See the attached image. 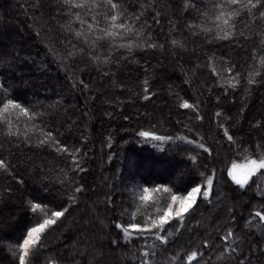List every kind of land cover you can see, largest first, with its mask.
<instances>
[{"label":"trees","instance_id":"obj_1","mask_svg":"<svg viewBox=\"0 0 264 264\" xmlns=\"http://www.w3.org/2000/svg\"><path fill=\"white\" fill-rule=\"evenodd\" d=\"M172 2L178 10L182 0H172ZM36 3L37 0H0V52L10 54L15 52L14 55L19 59L14 69L6 68L0 63V72L5 73L0 76V83L17 85L10 93L17 98V102L27 101L26 106L30 110L35 106L37 111H45L46 123L51 126L50 130L55 132L59 129L63 133L61 140H68L69 144L82 145L81 156L86 153L82 163L87 171L79 175L82 177L81 183L86 191L82 196L78 194L79 198L75 202L67 201L62 195H57L56 198L50 196V190L60 188L58 177L62 178L65 171L68 172L69 177L76 175L71 172L69 161L55 152L28 149L23 146L21 149L11 147L4 136L7 129L0 124V158L9 157L16 163L17 179L23 177L24 180L23 184H18L16 180L0 173V191L6 187L16 190L13 193L15 199L12 207H19L20 198L30 200L33 196L37 198L34 202L42 201L45 206L43 211L37 210L35 214L16 212L8 217L9 227L0 229V264H7L10 258L7 245L13 243L11 240H4L3 236L18 239L26 227L42 222L45 214L55 210L62 211L61 204L65 207L71 204L72 207L65 217L42 234L44 258H56L59 261L75 260L76 264H86L87 254L76 253L81 250L83 244L87 243L91 248V242H94L96 249L102 252L96 256L95 264H135L131 258L136 250L135 246L118 247L111 243L119 231L115 228V224L127 222L129 214L135 210L134 206L127 207V204L131 203L129 194L132 191L136 192L137 197L140 194L138 189L129 188L127 192L125 191V184L131 183L128 179L127 164L133 161L137 165L133 174L138 181L153 183L170 181L169 186L174 184L176 188L187 187L193 181L203 182L205 177L200 176L199 171L194 175L187 174L188 169L185 165L189 162L186 155L195 153H186L184 149L190 146L177 139L180 136L191 139L197 131L206 137L207 145L213 149V156L208 157L206 164L202 163L200 167L206 175H210L211 170L215 169L213 191L223 192L229 199L225 209H218L199 203L198 198V207H195L196 219L190 222L189 228L199 222L201 226L196 231L212 232L214 242H219V235L230 226L227 224L226 207L234 206L237 227L245 230L246 222L252 218L250 213L264 198L255 195L256 187L252 185L247 190H239L236 193L238 198L232 201V189L237 186L233 185L227 176V169L233 162L243 164L245 160L242 153L227 146L222 133L218 135L215 112L229 109L233 119H236L238 111L243 108L244 117L249 120L259 117L264 114V90L254 91L247 96V99L243 89L236 93H232L229 89V95L224 96V88L213 87L218 82L207 67L197 70L190 86L184 82L188 79L185 71L194 64V59H189L190 53L182 54L184 55L182 59L180 55H172L168 52L153 54L152 51L137 50L135 53L137 62L125 63L118 70L113 65L116 74L111 77H105L91 67H86L83 72L76 71L73 67L65 68L59 62L64 50L52 39V29L41 19L42 17L47 19L45 14H51L53 17L56 15L54 8L51 7L56 0H39L42 5L40 9L33 7ZM164 3L166 0H160L161 5ZM73 27H78V24H74ZM154 28L161 42H165L166 23ZM160 28L164 31L161 32ZM261 28H264V25H257L253 31L258 32ZM257 44H259L258 38L254 44H246L248 52L239 48L233 50L234 46L227 42L212 47L217 56L223 53L226 57L230 56L232 62L238 66L244 65L243 68L238 67V70L246 73L251 63V50ZM188 46L189 48L193 46L191 40L188 41ZM49 47L54 51H49ZM30 57L35 61H31ZM199 62L204 63L203 56ZM141 65L148 68L147 73ZM79 67L84 68L85 63L79 61ZM153 72H155L154 76ZM16 73L21 78H17ZM144 79H148L147 86L150 91L158 93L151 101L142 99ZM22 80L30 82L31 86L26 84L19 87ZM81 80L87 84V87L79 83ZM2 92L3 90L0 89V93ZM184 99L189 103L200 104L201 114L204 117L202 122L196 120L195 114L190 110L178 107ZM218 99L220 103H217ZM244 117L239 118L242 125L240 131L244 136L241 142L247 146L248 140L254 139L258 132L253 130L251 137L249 136L250 124ZM73 120L76 125L69 132V125ZM189 127L192 131H189ZM17 128L21 141L25 134L31 137L33 142L36 136L42 135L40 128L29 131L31 125L25 127L23 118L18 124L13 121L12 132L15 133ZM141 131H149L154 135H170L173 140L171 142L145 140L138 134ZM237 139L239 141L240 138ZM206 155L202 154L201 159ZM177 167L182 168L183 176L176 175ZM260 181L264 182V177H260ZM109 193L116 206L106 210V194ZM151 196L148 210L153 214H155V207L151 206L153 202L163 207L170 201V194L162 189L152 193ZM212 199L215 204L217 202L215 197ZM122 203L126 205L124 209L120 207ZM139 203L137 199L136 204ZM192 210L189 209V212ZM185 215L187 216L188 213ZM142 219L143 217L138 215L136 222ZM172 230L169 228V231ZM251 231L256 233V227H252ZM85 232L88 234L89 242L84 240ZM190 235L195 234L190 230H183L179 240L181 243H189ZM199 242V238H196L197 246ZM13 247H15L14 243ZM202 250L205 252V259L210 260L211 264H221L215 249ZM49 264H52L51 260Z\"/></svg>","mask_w":264,"mask_h":264},{"label":"snow or ice","instance_id":"obj_2","mask_svg":"<svg viewBox=\"0 0 264 264\" xmlns=\"http://www.w3.org/2000/svg\"><path fill=\"white\" fill-rule=\"evenodd\" d=\"M33 7L40 9L42 5L37 0ZM51 7L54 8L56 15L53 17L51 14H45L47 19L44 17L41 19L52 29V39L64 50L59 62L65 68L73 67L76 71L83 72L86 67H91L105 77H111L116 74L113 65L118 70L125 63L137 62L135 57L137 50L152 51L153 54L168 52L172 55H180L182 59L184 58L182 54L190 53L189 59H194V64L185 71L188 79L184 81L190 86L197 70L207 67L218 82L213 87L224 88V96L229 95V89L232 93L243 89L247 99V96L254 91L264 90V71H262L264 69V28L258 32L253 31L257 25H264V0H182L178 10L172 0H166L163 5L160 4V0H56ZM165 23L167 26L165 42H161L154 26L159 27ZM74 24H78V27H73ZM160 31L163 32L164 29L160 28ZM257 38L259 44L251 50V63L246 73L238 70V67L243 68L244 65L238 66L232 62L230 56L226 57L223 53L217 56L212 47L227 42L234 46L233 50L239 48L248 52L249 49L245 45L254 44ZM189 40L193 44L191 48L188 46ZM49 51L54 49L49 47ZM201 56L204 57L203 64L199 62ZM79 61L85 63L84 68L79 67ZM0 63H3L6 68L14 69L19 59L14 54L0 52ZM141 67L145 73L148 72L147 67L143 65ZM181 67L183 69V65ZM152 74L154 76L155 72ZM3 75L5 73L0 72V76ZM79 83L84 84V81L81 80ZM26 84L31 86L30 82L24 80L18 86L23 87ZM143 84L145 87L142 90V99L151 101L158 93L150 91L147 86L148 79H144ZM15 87H17L15 84L0 83V89L3 90L0 93V103H2L0 124L7 129L4 132L7 143L15 149H21L23 146L28 149L36 148L41 151L55 152L68 160L71 172L76 175L69 177L68 172L65 171L62 178L58 177L60 188L50 190L49 195L54 198L62 195L67 201H77L78 194L82 196L86 191L81 183L82 177L79 175L87 171L82 163V160L86 158V153L81 156L82 145L69 144L68 140H61L63 133L59 129L55 132L50 130L51 126L46 123L45 111H37L35 106L30 110L26 106L27 101L17 102V98L10 94ZM84 87H87V84H84ZM169 87L171 88V85ZM217 103H220L219 99ZM178 107L190 110L195 114L196 120L203 121L200 104L189 103L184 99ZM5 113L8 115L5 116ZM215 117L218 135L222 133L227 146L242 153L245 160L243 164L233 162L227 169V176L232 184L237 186L232 189V201L238 198L236 193L239 190H247L252 185L256 187L255 195L264 198V182L260 181V177H264V114L249 120L244 117V109L241 108L237 118L233 119L230 110L224 109L216 111ZM240 117H244L250 124L248 128L250 137L253 130L258 132L254 139L248 140L247 146L241 142L244 136L240 131L242 127ZM21 118L25 121V127L31 125L29 131L40 128L42 135L36 136L35 142L27 134L21 141L18 128L15 133L12 132L13 121L15 120L18 124ZM189 118L192 119V117ZM75 125L76 122L73 120L69 125V132ZM189 131H192L191 127ZM138 134L145 140L159 142L173 140L170 135H154L149 131H141ZM13 137L15 139H12ZM237 137L240 138L239 141ZM177 139L190 146L184 149L186 153H195L186 155L189 162L185 165L188 169L187 174L194 175L196 171H199L200 176L205 177V180L193 181L184 188H176L174 184L169 186L170 181L154 183L138 181L133 174L137 165L129 161L127 170L131 183L125 184V191L127 192L129 188L138 189L140 194L138 197L135 191L129 194L131 203L127 204V207L134 206L135 210L129 214L127 222L115 224V228L119 231L111 243L118 247L135 246L136 250L131 257L135 264H211L210 260L205 259V252L202 249H215L221 264H264V199H261L259 205L250 213L252 218L246 222L245 230L237 227L234 206L226 207L227 224L230 226L219 235V242H214L212 232H197V228L201 226L199 222L191 229L189 228L190 222L196 219L195 207H198V198L199 203L218 209H225L229 198L223 192L213 191L215 169L211 170L210 175H206L200 167L202 163L206 164L208 157L213 156V149L207 145L206 137L197 131L191 139L187 136H180ZM202 154L207 155L201 159ZM17 169L18 165L9 157L0 158V173L16 180L18 184H23V177L17 179ZM183 182L181 177V183ZM161 189L170 194V201L163 207L153 202L151 205L155 207V214H153L148 210V202L152 200L151 194ZM15 191L11 187L0 191V229L9 227L7 219L13 213L35 214L37 210H44L42 201L34 202L37 199L35 196L30 200L20 198L19 207H12ZM213 197L217 201L215 204ZM137 199L140 202L139 205L136 204ZM114 206L116 204L112 195L106 194V210ZM60 207L63 208L62 211H51L50 214H45L42 222L26 227L18 239L3 236L4 240H11L15 244V247L13 243L7 245V251L10 253L7 264H49V260L52 264H76L75 260L59 261L56 258H44L42 234L65 217L72 205L65 207L61 204ZM120 207L124 209L125 203H122ZM189 209L193 210L189 212ZM185 213L188 215L186 216ZM138 215L143 217L140 222H136ZM254 221H256L255 224ZM252 227H256V233L251 231ZM169 228L173 230L169 231ZM183 230H190L195 234L190 235L189 243H181L179 240ZM83 235L84 240L89 242L88 234L85 232ZM257 236L259 238H256ZM196 238H199V246L196 245ZM76 254H87L86 264H95L96 256L102 252L96 249L94 242H91V248L85 243Z\"/></svg>","mask_w":264,"mask_h":264},{"label":"rangeland","instance_id":"obj_3","mask_svg":"<svg viewBox=\"0 0 264 264\" xmlns=\"http://www.w3.org/2000/svg\"><path fill=\"white\" fill-rule=\"evenodd\" d=\"M13 53L15 54V52H13ZM30 60H31V61H35V59H33V58H31V57H30ZM16 77H17V78H21L20 75H19L18 73H16ZM175 173H176L177 176H178V175H182V176H183V170H182V168L180 169L179 167H177V168L175 169Z\"/></svg>","mask_w":264,"mask_h":264}]
</instances>
